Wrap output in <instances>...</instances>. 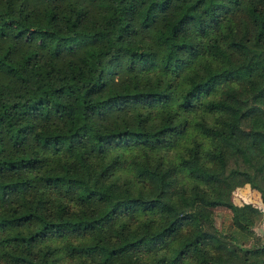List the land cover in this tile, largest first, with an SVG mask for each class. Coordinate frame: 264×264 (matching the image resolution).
<instances>
[{
  "label": "trees",
  "instance_id": "16d2710c",
  "mask_svg": "<svg viewBox=\"0 0 264 264\" xmlns=\"http://www.w3.org/2000/svg\"><path fill=\"white\" fill-rule=\"evenodd\" d=\"M0 264H264V0H0Z\"/></svg>",
  "mask_w": 264,
  "mask_h": 264
},
{
  "label": "rangeland",
  "instance_id": "374dc122",
  "mask_svg": "<svg viewBox=\"0 0 264 264\" xmlns=\"http://www.w3.org/2000/svg\"><path fill=\"white\" fill-rule=\"evenodd\" d=\"M250 195V197H248V200L253 201L254 199H257V193L256 192H251L248 194H252ZM256 196V197H255ZM236 201H234L236 204L239 201L237 198H235ZM247 200V199H246ZM207 216L211 219L213 225L217 228H223L224 230L229 229V225H230V214L224 210V209H215V210H208L207 211ZM254 231L256 234L258 235H262L263 232V225L262 222H259L255 227H254Z\"/></svg>",
  "mask_w": 264,
  "mask_h": 264
}]
</instances>
